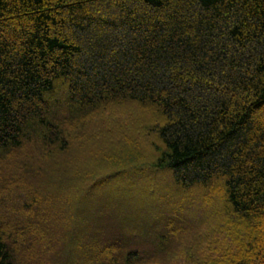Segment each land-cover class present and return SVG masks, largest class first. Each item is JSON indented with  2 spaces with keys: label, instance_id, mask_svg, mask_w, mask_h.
<instances>
[{
  "label": "trees",
  "instance_id": "1",
  "mask_svg": "<svg viewBox=\"0 0 264 264\" xmlns=\"http://www.w3.org/2000/svg\"><path fill=\"white\" fill-rule=\"evenodd\" d=\"M17 159L0 264H264V0H0Z\"/></svg>",
  "mask_w": 264,
  "mask_h": 264
},
{
  "label": "rangeland",
  "instance_id": "2",
  "mask_svg": "<svg viewBox=\"0 0 264 264\" xmlns=\"http://www.w3.org/2000/svg\"><path fill=\"white\" fill-rule=\"evenodd\" d=\"M81 158V157H80ZM21 165V163H20V161L17 159L16 160V162H15V165L13 166V169H11V170H13V172H11V173H9L8 175H6V176H4V175H1L0 174V176L2 177V179H4V182L5 183H13V180H14V178L17 180L16 182L17 183H22V182H24V184H26V180H25V178H22V180H21V177H16V175H17V173H18V171H20V169H18L17 168V170L15 169V166H20ZM12 168V167H11ZM15 182V183H16ZM23 202H26V200H23ZM172 209V208H171ZM172 211L175 213V217H177V218H181V215L178 213V210H176L175 208L174 209H172ZM212 212V211H211ZM214 213H218V211H215ZM211 215H212V213H211ZM225 220H223V221H219L218 223H219V226L220 225H222V224H224V223H226V222H224ZM170 224H172V221H168ZM169 224V225H170ZM182 226V227H181ZM181 228H182V231L186 228V227H188V226H186L185 224L183 225V224H181ZM190 226H193L192 228H193V231L192 232H194L195 233V231H197V229L196 228H198V227H201L202 226V224L200 223V222H197L196 224H191V225H189V227ZM195 226V227H194ZM198 226V227H197ZM192 234V233H191ZM191 234H187V235H185L184 237H186L187 239H189L190 237H191Z\"/></svg>",
  "mask_w": 264,
  "mask_h": 264
}]
</instances>
